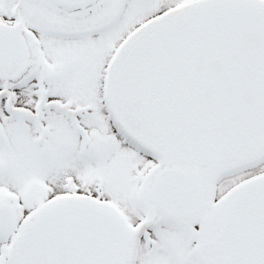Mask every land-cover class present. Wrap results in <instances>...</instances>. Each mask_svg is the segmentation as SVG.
<instances>
[{
	"label": "snow or ice",
	"instance_id": "snow-or-ice-1",
	"mask_svg": "<svg viewBox=\"0 0 264 264\" xmlns=\"http://www.w3.org/2000/svg\"><path fill=\"white\" fill-rule=\"evenodd\" d=\"M0 264H264V0H0Z\"/></svg>",
	"mask_w": 264,
	"mask_h": 264
}]
</instances>
